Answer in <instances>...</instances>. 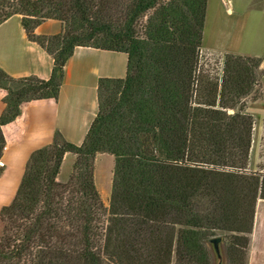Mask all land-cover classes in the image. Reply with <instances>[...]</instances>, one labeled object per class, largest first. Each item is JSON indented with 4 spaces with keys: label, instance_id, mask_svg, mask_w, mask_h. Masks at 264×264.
Wrapping results in <instances>:
<instances>
[{
    "label": "trees",
    "instance_id": "1",
    "mask_svg": "<svg viewBox=\"0 0 264 264\" xmlns=\"http://www.w3.org/2000/svg\"><path fill=\"white\" fill-rule=\"evenodd\" d=\"M206 9L207 0H0V24L21 15L28 40L53 59L48 80L0 69V160L2 127L23 103L58 98L76 48L127 56L125 78L98 81L83 143L56 132L31 153L14 200L0 211L17 220L13 234L3 228L0 244L15 245L0 248L1 261L27 254L32 264H211L208 243L219 238L229 264H246L264 174L245 172L253 118L244 100L259 85L262 60L226 55L220 78L202 73ZM46 20L59 21L61 32L36 35ZM65 154L75 156L67 185L57 181ZM98 154L114 158L107 209L94 180ZM59 222L74 226L68 240L55 235Z\"/></svg>",
    "mask_w": 264,
    "mask_h": 264
},
{
    "label": "crops",
    "instance_id": "2",
    "mask_svg": "<svg viewBox=\"0 0 264 264\" xmlns=\"http://www.w3.org/2000/svg\"><path fill=\"white\" fill-rule=\"evenodd\" d=\"M21 18V15H13L0 24V69L14 78L35 76L48 80L52 73L53 59L44 49L28 40ZM61 30L59 21L46 20L36 27L34 33L39 36H52ZM261 65L263 72V61ZM126 72L127 56L124 53L78 47L64 66L58 98L34 100L21 105L20 115L2 127L5 147L0 160V165L4 168L0 175V211L14 200L31 153L51 144L56 132L66 141L81 145L97 115L98 81L103 78L123 79ZM260 90L261 98L251 104L247 113L258 122L253 130L257 129V133L263 136L262 77ZM5 95L6 92L0 89V116L5 109ZM252 153L253 150L250 152V159ZM104 156L111 155L98 154L95 158V170L98 161ZM74 162V155H64L58 182L63 168L69 163L73 166ZM95 174L96 172L94 180ZM246 264H264V199L256 202Z\"/></svg>",
    "mask_w": 264,
    "mask_h": 264
},
{
    "label": "rangeland",
    "instance_id": "3",
    "mask_svg": "<svg viewBox=\"0 0 264 264\" xmlns=\"http://www.w3.org/2000/svg\"><path fill=\"white\" fill-rule=\"evenodd\" d=\"M117 18H113L116 21ZM226 55L243 56L258 58L264 62V0H207V9L203 30V38L201 48L199 50V69L202 73L211 77L220 78L222 75L223 62ZM262 66V65H261ZM259 68L260 79L264 84V71ZM259 85L255 87L251 95L245 100V113L248 114V108L251 104L261 98ZM232 113V111H229ZM250 115V114H248ZM251 116V115H250ZM252 117V116H251ZM253 118V129L258 125L256 119ZM262 121V120H261ZM259 121V123L261 122ZM264 129V120L262 121ZM252 129L251 150H253L246 169L247 174L261 173L264 174V135L260 136L257 129ZM264 133V132H263ZM72 165L67 164L60 174L61 184L69 183ZM114 158L104 156L100 158L95 170V182L97 189L101 195L104 208L109 206V198L111 192V182L113 177ZM70 186V185H69ZM72 187V186H70ZM72 196L67 188L64 193L63 205ZM1 219V218H0ZM108 215L101 210L98 217V225L103 229L107 225ZM17 220L4 218L0 222V237L3 234V228L7 226L10 232L14 231ZM55 235H59L62 240L67 239L68 233L74 234V226L68 223L57 224L54 229ZM9 234H13L12 232ZM221 237L225 234L219 233ZM68 240V239H67ZM56 241L55 239L52 240ZM15 243H10L7 247L5 243L0 244V248L5 253L13 250ZM208 250L211 258V264H229L225 242L221 240L218 245V251L215 250L212 243H208ZM32 257L25 254L20 260L1 261L0 264H32ZM174 264V261H172Z\"/></svg>",
    "mask_w": 264,
    "mask_h": 264
},
{
    "label": "water",
    "instance_id": "4",
    "mask_svg": "<svg viewBox=\"0 0 264 264\" xmlns=\"http://www.w3.org/2000/svg\"><path fill=\"white\" fill-rule=\"evenodd\" d=\"M220 242H221V239H219V238H215V239H212L210 241V243H212L214 245V248L216 251H218V245Z\"/></svg>",
    "mask_w": 264,
    "mask_h": 264
}]
</instances>
